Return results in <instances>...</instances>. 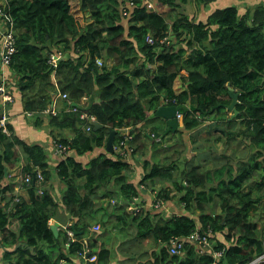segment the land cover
<instances>
[{
    "label": "trees",
    "instance_id": "obj_1",
    "mask_svg": "<svg viewBox=\"0 0 264 264\" xmlns=\"http://www.w3.org/2000/svg\"><path fill=\"white\" fill-rule=\"evenodd\" d=\"M155 1L169 10L151 11L141 1L127 8L123 0H6L17 42L11 74L24 112L38 114L47 109L59 91L68 94L70 104L75 103L81 112L93 115L102 128L83 130L79 113L49 116L53 140L70 145L67 157L53 169L65 184L59 198L50 185L52 168L45 149L20 140L9 123V134L0 128L2 264H74L76 252L83 250L86 241L90 254L97 256L93 264H110L108 226L114 225L113 219L115 224L126 225L121 231L133 225L134 239L152 240L160 246L149 253L150 264H247L264 254L260 211L264 212V6L244 14L234 6L216 9L205 20L179 12L169 24L174 8L190 0ZM193 1L204 10L215 0ZM149 34L154 38L171 35L172 40L156 50L160 43L147 44ZM53 47L80 52L75 59L61 62L54 75L46 62ZM98 58L113 64L99 68ZM227 83L239 93L238 114L230 123L240 122L239 133L251 148H257L256 158L241 163L237 174L230 173L226 179L221 178L226 169L201 171L195 165L185 170L182 166L187 160L181 157L185 149L178 139L164 146L149 134L163 139L184 135L210 115L224 112L231 103ZM84 96L88 102L82 107L79 103ZM165 99L194 108L181 111L182 120L174 134L164 135L165 121L155 116L165 106ZM123 125L133 126L134 154L145 157L138 184L129 181L135 155L124 158L106 150L109 130ZM65 130L70 131L71 139L63 136ZM120 139L116 134L114 145ZM19 150L26 160L24 166ZM89 154L92 156L86 159ZM18 167H23L24 174L38 167L45 182L42 186L31 182L26 187L29 201L21 199L7 210L19 179L7 182L6 174ZM258 172L262 174L255 181ZM157 183H162L157 198L166 202L180 195L184 214L163 218L146 210L130 214L125 205L111 206L107 225L101 221L100 231L91 232L94 217L106 210L109 199L131 200L139 195L137 185ZM38 186L44 188L41 195ZM98 199L101 208L97 210ZM59 210L67 217L62 222H71L74 240L64 230L56 237L51 231L49 221L61 218ZM12 221L18 225L16 230L11 228ZM197 224L213 229L216 249L225 248L220 260L199 255L189 242L182 256L169 254L168 240L188 236Z\"/></svg>",
    "mask_w": 264,
    "mask_h": 264
},
{
    "label": "crops",
    "instance_id": "obj_2",
    "mask_svg": "<svg viewBox=\"0 0 264 264\" xmlns=\"http://www.w3.org/2000/svg\"><path fill=\"white\" fill-rule=\"evenodd\" d=\"M261 5L264 6V0H215L213 3H210L208 6H206L205 9L203 10V15H204L203 19L205 20L207 18V15L212 13L216 9H223L229 6L230 7L234 6L239 9L240 14H244L249 11L253 12L258 6ZM110 64L113 63L110 62ZM65 104L66 103L60 100L59 98L55 99V97H53L48 107H54V109H56L57 111L64 112V109L67 107V104L66 105ZM79 104L81 105V103ZM78 109L80 112L81 111L80 108ZM49 116L51 115L45 113L44 110L38 114L33 113L32 116H27L23 109L20 93H18L17 96H15V102L11 107L9 124L12 127L14 134L20 140L28 144H38L45 149L49 157L48 159L49 165L53 170L56 167L57 163L60 161V158L54 154L51 145L53 137L51 133V127L49 125ZM233 118H234L233 112L227 110L225 107L224 112L210 115L205 119V121L202 123L200 127L191 130L189 132H186L184 133V135L182 134V136H184L183 139L185 140V142L183 143L186 146V150L184 151L185 159L187 160V165L184 168L185 170H188L189 168H192L195 165L200 166L202 168L201 171L226 169L225 172H223L221 175V178L226 179L230 173L233 176L237 174L238 168L241 163L250 162L256 158L257 148L256 147L251 148L249 146L248 141H246L243 135L239 133L241 125L238 120H235L230 123V120H232ZM63 136L66 138H70L71 137L70 131L65 130L63 132ZM167 139L170 141L166 143V145L173 144L174 142H176V139H174V137H170ZM229 139H230V143L228 142ZM19 152L21 154V161H22L21 164H23L24 166L26 162L25 157L22 155L20 150ZM134 157L136 162L132 167L130 166L131 169L129 172V181L138 184V182L140 181L143 175L140 168V164H142V162L145 160V157H141L140 153L136 154ZM22 171H23V167H21L17 172L16 171L9 172V174L7 175V179L8 177L9 179L7 181H9L10 179H14L16 176L17 177L15 179H19L21 176H24L25 174ZM261 174L262 172L256 173L254 180L256 181V177H259L260 179ZM51 176L52 178L53 176H56L59 179L62 186L65 187L64 182L58 177L57 174ZM165 186L168 185L166 184ZM161 187H162V183L159 184L157 183L155 185L145 187L144 190L139 191L138 197L143 210L144 211L146 210V212H150L151 216L159 214L163 218H168L172 215L184 214L185 213L184 207L183 204L178 200L180 196L178 194H175L174 196L171 197L170 200L165 202L164 209L162 210V212H157L150 208V205L152 204L153 201V193L156 192L157 190L159 191ZM21 195L24 200L29 201V194L26 192V190L22 192ZM95 205L97 206V207L95 206L97 210L100 209L101 200L96 201ZM103 211L97 213V215L94 217L92 223L93 226L97 223H100L101 221L105 223V225H107L108 220L106 221V219L110 218L112 212H108L107 210L104 209ZM214 212L216 214H219L220 209L214 208ZM195 214H198V211ZM195 214L194 216H196ZM59 216L61 217L60 219L52 218L49 221V224H56V223L58 224V231L60 229L63 230V227L67 226L70 223V221L67 223L62 222L61 219H66L67 217H65L64 213L61 210H59ZM113 220L112 222L115 226L114 225L108 226L111 231L110 237H112L115 240L113 233H116L117 235H121L118 244L117 245L113 244V245L115 247L124 246L125 242L130 241L128 240V237H126L128 231H126L125 229H123L124 231L119 230L118 227L121 226L122 223L118 222L117 224H115ZM111 228L113 230H111ZM130 228L132 230H135L133 225H131L128 229L130 230ZM91 232L95 233L96 231H93L91 227ZM149 242L152 241L150 240L140 241L132 238L130 241L132 245L129 248L128 256L122 257L120 255H117L118 262L122 261L123 264H132L131 261L136 260L134 264H150L149 262L152 260L150 256L148 257L147 260L145 258L142 259L135 256V253H137L140 248L146 247L147 243ZM153 244L155 245L156 249H154L153 247L151 250L147 251V254H149L152 250L154 251L159 250L160 246H156L154 242ZM99 245L100 244H97V247H99ZM113 245H111L110 250L113 248ZM127 246L128 245L126 244V247ZM132 247H134V252L131 250ZM111 252L112 255L110 259V264H115V262L112 260L113 250H111ZM73 262L74 264H84L83 259H80L78 261H76V259H73Z\"/></svg>",
    "mask_w": 264,
    "mask_h": 264
},
{
    "label": "built area",
    "instance_id": "obj_3",
    "mask_svg": "<svg viewBox=\"0 0 264 264\" xmlns=\"http://www.w3.org/2000/svg\"><path fill=\"white\" fill-rule=\"evenodd\" d=\"M127 6V8H131L134 6L136 1L144 2L148 9L151 11L159 12L155 0H123ZM6 0L0 1V128L5 134H9L7 130V124L10 120V111L11 107L15 102V96L18 94V89L16 85L15 79L12 77L11 74V63L13 56L17 53V42H16V30L15 25L10 16L6 13ZM127 9L123 10V15L126 16ZM172 40V36H164L162 38H154L152 35H148L146 37V42L149 45H154L156 42L160 43V47L156 50H161V48L165 44H169ZM79 50L74 49L73 51L64 50L63 48L53 47L49 52H47V64L52 68V74L56 73V69L58 68L61 62L67 60H73L75 56L78 55ZM96 65L99 68L103 66H111L110 62L104 61L101 58L96 59ZM59 98L60 100L64 101L68 104V106L64 109V112L70 113H79V120L82 122L83 130L90 132L93 129V123L96 122V119L93 115H90L86 112H79L78 107L71 106V102L69 100V96L66 93H60L59 91L56 92L55 99ZM88 102V98L86 96L82 97L80 103L82 106L86 105ZM165 106H177V101L175 99H165L164 100ZM45 113L56 116L58 115L59 111L54 109V107H48L44 110ZM27 116H32L33 113L25 112ZM182 113L178 111L176 113V118L180 122L182 120ZM133 126L123 125L121 128L116 130L117 135L121 138L115 145H114V153L117 156L122 157H130L131 155H135V143H134V134L132 132ZM72 137V135H71ZM68 138V139H71ZM149 137L153 139L156 143L166 145V141L160 137L155 136L153 133L149 134ZM53 152L57 155L60 160H64L70 151V145L68 143H62L59 140H52L51 142ZM55 171L54 174L55 175ZM19 178V177H18ZM31 182L37 183V185L42 186L45 182L44 175L39 168L33 167L32 171L24 176H21L17 182V186L14 191V197L12 198L11 202L9 203V207H12L15 203L21 202L22 195L21 193L26 190ZM38 194L41 195L43 192V188L39 187ZM145 187L143 185H138V190H144ZM157 193H153V201L150 205V208L157 212H162L164 209L165 201L162 199L157 198ZM7 196H10L7 193ZM263 198H264V183H263ZM117 201L112 200L113 206L117 207L120 205L126 206V211L130 214H134L140 210H143L141 207L139 197H133L131 200L127 198L119 197L118 199L115 198ZM118 203V205H116ZM6 205V202L2 203ZM116 205V206H114ZM184 206V205H183ZM10 210V209H7ZM71 227V222L63 227L67 238L69 240H74V231ZM100 225L97 223L92 226V230L98 232L100 230ZM213 229L209 226L202 228L200 225L197 224L194 231H192L186 237H171L166 246L168 248L169 254L171 256H182L185 250V245L187 242L191 243L194 248L197 250L199 255H208L211 256L215 261L220 260L223 257L225 248L216 249V242L213 239ZM1 239V236H0ZM264 244V241H263ZM88 248V242L86 241L84 244V248L82 251H77L74 259L76 261L83 259L84 264H93L97 262V256L95 254H90ZM264 262V254L261 256L256 257L255 259H250L247 264H260ZM1 263V262H0ZM2 264V263H1ZM60 264H66L61 261Z\"/></svg>",
    "mask_w": 264,
    "mask_h": 264
},
{
    "label": "rangeland",
    "instance_id": "obj_4",
    "mask_svg": "<svg viewBox=\"0 0 264 264\" xmlns=\"http://www.w3.org/2000/svg\"><path fill=\"white\" fill-rule=\"evenodd\" d=\"M176 4H181L180 2H176ZM156 7H157V9H158V11L159 12H165V11H167V10H169V7H166V6H162V5H159V4H156ZM174 9H176V10H174L172 13H171V16L169 17V19H168V23L170 24L171 22H172V20L176 17V15H177V13H179V12H182V13H186V14H188L190 17H192L194 20H199V19H203L204 18V16H203V8L202 9H198V7H197V5L195 4V2L193 1V0H190V3H187V4H181V5H179L178 7H175ZM108 62H112V61H110V60H108ZM184 72V71H183ZM19 93V92H18ZM180 137H182V135H178V134H176L175 136H174V139H178V141H179V143L184 147V149L186 150V146L184 145V143H183V140L184 139H181ZM166 141V143H168L170 140H168V139H166L165 140ZM175 143V142H174ZM155 148H159V147H155ZM173 149V148H172ZM171 149V150H172ZM172 155V154H171ZM92 156V154H89L88 155V157L86 158V159H88L89 157H91ZM182 160L183 159H185V153L183 152L182 153ZM185 166H186V163L182 166V168H185ZM21 167H18V168H16V170H13V171H18L19 169H20ZM52 174H54L53 173V170H52ZM17 177V176H16ZM15 177V178H16ZM19 177V176H18ZM256 180H259V177H256ZM8 182V181H7ZM4 184H6V181L4 182ZM51 186H52V190H53V194L56 196V197H58L59 198V196L62 194V191L64 190V187L62 186V184L60 183V181H59V179L56 177V176H53V178H52V180H51V184H50ZM43 190H44V188H43ZM23 199V198H22ZM112 200H115V201H117L115 198H111V199H109V206H106V210H108L111 206H113V203H112ZM99 201V200H98ZM116 205H118V203L116 204ZM116 205H114V206H116ZM13 207V206H12ZM12 207H7V209H12ZM99 207V206H98ZM110 212H113V208H110V210H109ZM260 211H261V213H262V216H263V218H264V212L260 209ZM107 220H109L108 218L106 219V221ZM130 223V222H129ZM126 226V225H125ZM124 225H121V226H119L118 228H119V230H122V228H124L125 227ZM11 228L13 229V230H16L17 228H18V225H17V223L15 222V221H12L11 222ZM129 228V227H128ZM126 229V231H128V233L126 234V237H128V240H130L131 241V239L132 238H134L135 237V235H136V230H132L131 228H130V230L129 229ZM135 228V227H134ZM111 230H113L112 228H111ZM109 233H108V235L110 236V233H111V231H110V229H109V231H108ZM120 232V231H119ZM113 236L115 237V240L112 238V237H109V243H110V248H111V245H117L118 244V241H119V239H120V236L121 235H117L116 233H113ZM130 241H127V242H125L124 244V246H119V247H115L114 245H113V248L111 249V250H113V258H112V260L115 262V264H123V262L121 261V262H118V256L117 255H120V256H122V257H127L128 256V251H129V248H130V246L132 245L131 243H130ZM150 241H152V240H150ZM107 244H108V240H107V242H106ZM126 244L128 245L127 247H126ZM155 248V245L153 244V242H149V243H147V246L146 247H142V248H140L139 250H138V252L137 253H135V256H137V257H139V258H142V259H148V257H149V254H147V251L148 250H151L152 248ZM96 250H98V248H95ZM131 250L134 252V247H132L131 248ZM136 261V260H135ZM135 261H131V263L132 264H134V262Z\"/></svg>",
    "mask_w": 264,
    "mask_h": 264
},
{
    "label": "water",
    "instance_id": "obj_5",
    "mask_svg": "<svg viewBox=\"0 0 264 264\" xmlns=\"http://www.w3.org/2000/svg\"><path fill=\"white\" fill-rule=\"evenodd\" d=\"M227 88L229 92V96L231 98V103L226 106V109L233 112V116L235 117L238 114V111L236 110V105L239 103V93L236 92L231 86L230 83H227ZM66 105V104H65ZM71 106L76 107L75 103H72ZM193 107L188 106H160L156 112L155 116L160 117L165 121L166 130L164 132V135L167 134H174L179 128V121L176 118V113L178 111L186 112L189 110H193ZM93 127L95 130L102 128V125L98 124L97 122L93 123ZM116 137V130L110 129L109 130V136L106 142V150L110 153L114 152V139ZM7 176V174H6ZM50 229L53 232L54 236L56 237L58 235V224H51ZM25 244H22L24 246ZM33 250L32 248H30Z\"/></svg>",
    "mask_w": 264,
    "mask_h": 264
},
{
    "label": "clouds",
    "instance_id": "obj_6",
    "mask_svg": "<svg viewBox=\"0 0 264 264\" xmlns=\"http://www.w3.org/2000/svg\"><path fill=\"white\" fill-rule=\"evenodd\" d=\"M178 106V105H177ZM181 112V111H180ZM180 123V122H179ZM165 140V139H164ZM51 225V224H50Z\"/></svg>",
    "mask_w": 264,
    "mask_h": 264
}]
</instances>
